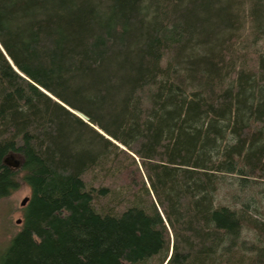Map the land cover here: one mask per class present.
I'll return each instance as SVG.
<instances>
[{"label": "trees", "instance_id": "1", "mask_svg": "<svg viewBox=\"0 0 264 264\" xmlns=\"http://www.w3.org/2000/svg\"><path fill=\"white\" fill-rule=\"evenodd\" d=\"M233 2L0 0V199L31 191L0 264H264V2L253 54Z\"/></svg>", "mask_w": 264, "mask_h": 264}, {"label": "rangeland", "instance_id": "2", "mask_svg": "<svg viewBox=\"0 0 264 264\" xmlns=\"http://www.w3.org/2000/svg\"><path fill=\"white\" fill-rule=\"evenodd\" d=\"M263 2L264 0H234V2L232 3L233 6L232 10L236 12L237 17L241 22L239 30H237L235 33V39L237 40L235 46L237 50H239L243 54L246 53L253 54L256 52H261L260 50H262L261 45L257 42V38L255 37V31L252 29L251 18L253 17L252 14L254 8ZM90 125L93 126L92 124ZM96 129L106 139L117 144V142H115L112 138H110L99 128L96 127ZM120 148L122 150L127 151V149H125L121 145ZM128 154L132 156L131 153ZM126 158L127 156L124 155V159ZM7 161L10 164H12L13 167L21 165L20 159L18 157L10 156L9 158H7ZM136 161H138V159ZM132 171L134 172V175H132ZM134 177H137L140 184L138 189L139 188L141 189V185H142L141 178L138 175V172L136 171L135 167L129 170L128 172L123 171L120 174H117L116 176L106 175V177L105 176L101 177L98 180V185H106V186H111L113 188L116 187L118 188L121 185H126L128 183H131ZM224 193H222V196ZM254 195L256 197V206L258 208L257 218L263 222L264 221V183H258L256 185V191ZM30 196H31L30 188L26 184L21 183L20 188L16 192H14L10 197L5 199H0V257L7 250L12 238L19 231H21L23 227L24 207L22 206V202L25 199H29ZM171 237L173 238V235H171ZM251 239H252V235L250 236V240ZM171 253L172 250L170 252V255Z\"/></svg>", "mask_w": 264, "mask_h": 264}, {"label": "water", "instance_id": "3", "mask_svg": "<svg viewBox=\"0 0 264 264\" xmlns=\"http://www.w3.org/2000/svg\"><path fill=\"white\" fill-rule=\"evenodd\" d=\"M80 118H81L82 120H85V121H86V119H85V117H84L83 115H81ZM6 163L9 164L11 167H13L12 164H10L8 161H6ZM18 167H19V166H16V167H13V168H18ZM28 200H29V199H25V200L22 202V206H23V207H25V206L27 205Z\"/></svg>", "mask_w": 264, "mask_h": 264}, {"label": "bare ground", "instance_id": "4", "mask_svg": "<svg viewBox=\"0 0 264 264\" xmlns=\"http://www.w3.org/2000/svg\"><path fill=\"white\" fill-rule=\"evenodd\" d=\"M80 117H81V115H80ZM85 117V116H84ZM85 119H86V121L85 120H83L85 123H88V119L85 117Z\"/></svg>", "mask_w": 264, "mask_h": 264}]
</instances>
